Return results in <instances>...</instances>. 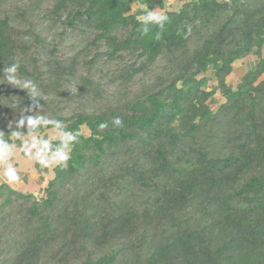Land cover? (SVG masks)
<instances>
[{"label":"trees","instance_id":"trees-1","mask_svg":"<svg viewBox=\"0 0 264 264\" xmlns=\"http://www.w3.org/2000/svg\"><path fill=\"white\" fill-rule=\"evenodd\" d=\"M167 1L0 0V264H264V0Z\"/></svg>","mask_w":264,"mask_h":264},{"label":"rangeland","instance_id":"rangeland-1","mask_svg":"<svg viewBox=\"0 0 264 264\" xmlns=\"http://www.w3.org/2000/svg\"><path fill=\"white\" fill-rule=\"evenodd\" d=\"M180 0H168L166 10L178 7ZM163 13L159 9L153 10L152 19L159 18ZM232 78V77H230ZM239 75H235L231 82H235ZM64 135L58 130L48 131L44 134L30 135L25 138L22 145L7 146L0 153V182H7L12 187L22 193H30L39 196L43 188L53 178V167L57 163L55 156H51L49 170L41 179V170H38L37 163H42L47 159L43 154V147L46 141L51 139L64 140ZM41 164V167H42Z\"/></svg>","mask_w":264,"mask_h":264}]
</instances>
